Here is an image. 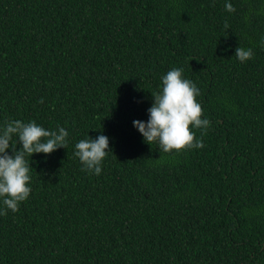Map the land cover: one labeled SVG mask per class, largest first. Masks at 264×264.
<instances>
[{"label": "trees", "instance_id": "1", "mask_svg": "<svg viewBox=\"0 0 264 264\" xmlns=\"http://www.w3.org/2000/svg\"><path fill=\"white\" fill-rule=\"evenodd\" d=\"M174 67L210 127L193 129L202 148L168 154L133 121ZM9 120L69 136L30 157L29 198L0 215V264H264V0H0ZM101 134L113 154L95 175L73 153Z\"/></svg>", "mask_w": 264, "mask_h": 264}, {"label": "clouds", "instance_id": "2", "mask_svg": "<svg viewBox=\"0 0 264 264\" xmlns=\"http://www.w3.org/2000/svg\"><path fill=\"white\" fill-rule=\"evenodd\" d=\"M225 10L233 13L236 9L230 2ZM227 24L225 28L227 29ZM234 56L244 63L253 58L252 49L237 47ZM162 87L151 94L153 103L148 109V120L133 121V127L148 145L158 144L164 153L179 154L186 150L202 148L201 136L210 127L208 119H202L203 109L197 102L200 90L189 79L184 78L182 68H172L161 78ZM43 103V100L39 101ZM191 126V127H190ZM69 133L64 127L45 129L34 121L9 120L0 129V215L8 211L15 213L22 202L31 194L30 157L33 154H52L57 149H66ZM17 143L20 148L17 150ZM73 153L83 166V170L100 175L102 164L112 150L109 138L103 134L96 139L88 136L75 145ZM11 153V154H9ZM113 154V153H112Z\"/></svg>", "mask_w": 264, "mask_h": 264}]
</instances>
